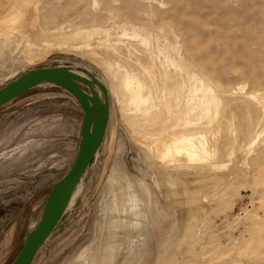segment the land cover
Wrapping results in <instances>:
<instances>
[{
  "label": "rangeland",
  "instance_id": "rangeland-1",
  "mask_svg": "<svg viewBox=\"0 0 264 264\" xmlns=\"http://www.w3.org/2000/svg\"><path fill=\"white\" fill-rule=\"evenodd\" d=\"M25 14L23 29L40 48L44 39L55 41L49 33L57 28L72 34L114 14L153 30L165 52L234 91L226 116L240 129L207 133L219 173L180 167L164 177L163 195L122 118L119 81L100 45H55L29 63L21 36L0 41V86L29 68L81 65L108 90L99 148L30 264H264V0H41ZM138 48L160 73L159 54ZM250 103L259 107L248 110ZM80 119L75 98L52 84L0 106V264L12 260L48 187L71 165ZM189 190L194 202L202 195L200 206Z\"/></svg>",
  "mask_w": 264,
  "mask_h": 264
},
{
  "label": "bare ground",
  "instance_id": "bare-ground-1",
  "mask_svg": "<svg viewBox=\"0 0 264 264\" xmlns=\"http://www.w3.org/2000/svg\"><path fill=\"white\" fill-rule=\"evenodd\" d=\"M92 1L95 4L96 0ZM39 2L41 0H0V41H2L3 46L10 43L11 36H21L25 43L24 58L30 63L40 59L43 51L46 54L55 45L74 44L75 41H78L82 45L89 46L94 41L104 49L105 63L115 72L113 79L115 78L116 81H119V85L117 83L116 85L119 86L118 89L120 90L118 100L122 118L129 125L131 135L143 160L149 166L148 168H151L150 171L153 170L157 175L163 195L164 177L173 176L174 171H177L176 169L180 167L188 166L206 176L220 172L217 171V168L222 167V165L215 160L217 152L215 148L210 146L207 133L211 130H221V128L225 127L228 130H240L226 116V110L229 108L228 101L232 99L234 91L224 89L220 83L214 82L212 77L206 72L196 68L197 66L195 65L187 63L183 58L179 57L180 55H173V52L170 53V51L165 52V48L162 47L164 46L162 45L164 43L163 37L162 43L159 40V35L152 33L153 30L152 32H149V30L144 31L132 23L117 21L115 14L111 17L109 16L108 22L111 19L109 23L105 22L104 25L93 24V26L91 24V27L77 30L72 32V34L64 35L61 32V28L55 29L53 34L48 32L51 36H54L51 38H55V41L49 40L50 38H47L48 40L42 38L41 40L43 41L44 39V42L40 40L43 43L42 48H40V44L38 45L35 42L36 40L31 39L32 37L30 38L29 34L26 35V30H24L26 28H24V15H26L28 6H36ZM43 37L45 36L43 35ZM160 43H162V46H160ZM139 45L143 47L141 51L146 52V54H155V56L156 53L159 54L162 58L160 63H158L162 69L160 73L158 67L157 69L152 65L146 64L148 62L144 63L142 61L143 56L141 58L137 54L140 51ZM32 47H36L37 51L32 52ZM144 59L147 61L146 58ZM76 68L72 67L71 69L76 70ZM116 74L118 79L115 77ZM229 94H232V96L230 97ZM227 96L230 98H227ZM254 98L257 99L259 104H262L259 98L255 96ZM256 107H259V105L250 103L248 107L246 106L248 110H256ZM248 149L247 147V153ZM223 176L226 177L228 174ZM74 190L69 200L70 203L74 197ZM166 193L176 200L179 198L178 194L169 193L167 189ZM190 193H192L191 190L188 191V196L192 197ZM190 196V202H194ZM201 198L202 195L200 194L198 201L194 203L200 206ZM130 201L132 202V200ZM69 202L68 204H70ZM127 203L129 202L127 201ZM134 204L136 205V203ZM144 207L145 205L140 209ZM38 217L39 213H37L28 229L33 227ZM142 239L144 241V238ZM145 239L147 240V238ZM143 253L142 255L144 256Z\"/></svg>",
  "mask_w": 264,
  "mask_h": 264
},
{
  "label": "water",
  "instance_id": "water-1",
  "mask_svg": "<svg viewBox=\"0 0 264 264\" xmlns=\"http://www.w3.org/2000/svg\"><path fill=\"white\" fill-rule=\"evenodd\" d=\"M41 84H52L68 91L81 109L79 136L69 168L56 179L43 196L31 229H26L20 246L8 264H30L64 213L71 194L95 156L108 121V92L103 83L87 68L39 66L26 69L0 86V106ZM37 215V214H36Z\"/></svg>",
  "mask_w": 264,
  "mask_h": 264
}]
</instances>
